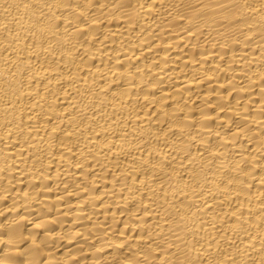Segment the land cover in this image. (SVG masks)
Returning <instances> with one entry per match:
<instances>
[{"label":"bare ground","instance_id":"bare-ground-1","mask_svg":"<svg viewBox=\"0 0 264 264\" xmlns=\"http://www.w3.org/2000/svg\"><path fill=\"white\" fill-rule=\"evenodd\" d=\"M0 264H264V0H0Z\"/></svg>","mask_w":264,"mask_h":264}]
</instances>
